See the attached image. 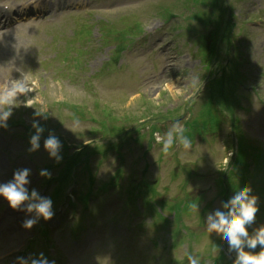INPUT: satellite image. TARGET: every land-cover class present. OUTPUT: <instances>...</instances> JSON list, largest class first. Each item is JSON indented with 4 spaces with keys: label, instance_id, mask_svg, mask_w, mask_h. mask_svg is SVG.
<instances>
[{
    "label": "rangeland",
    "instance_id": "obj_1",
    "mask_svg": "<svg viewBox=\"0 0 264 264\" xmlns=\"http://www.w3.org/2000/svg\"><path fill=\"white\" fill-rule=\"evenodd\" d=\"M185 1L0 0V4H9L14 10L17 6L20 9L19 3L29 7V2L35 3L31 6L33 11L42 6L49 9L43 13L48 15L44 18L20 20L3 27L0 32V86L10 87L23 82L32 90L17 97L7 127L0 128V183L10 180L14 170L29 168V189L34 188L44 197L38 188L42 178L39 172L44 169L52 172L65 160L62 156L57 163L43 148L48 130L59 140L76 142L80 148L86 144L91 148L112 147L123 142L130 130L165 116L185 113L189 106H194L192 112L196 114L201 102L197 100V93L203 86L205 72L200 66L195 40L188 41L181 27L192 30L191 34L197 35L200 40H205L206 36V41L210 43L209 29L218 24L219 18L226 20L230 16L233 29L227 37L231 47L236 45L239 36L241 46L245 42L247 55L243 70L248 90L237 88L238 92L235 93L237 96L240 94V104L243 106H248L251 101H264V0H195L187 9L184 8ZM163 9L168 12L173 10L179 16L170 23L168 32L162 30L164 21L160 19V13ZM224 9L230 13L225 12L222 18L221 11ZM52 12H55L53 16H49ZM80 12L94 14L85 16L81 13L77 16ZM71 16L74 17L69 19ZM117 20L126 26L133 23L140 25L141 30L133 41L144 35L136 40L132 49L113 42L104 31L105 28L113 29ZM177 34L181 43L172 45L171 37ZM143 40L147 43L140 46ZM149 47L156 51L150 53ZM222 47L218 46L219 49ZM219 68L220 62L213 67L214 74ZM256 69L261 70L258 75ZM195 100L198 104H195ZM37 112L41 114L36 115ZM33 120L42 124L45 132L41 137V148L29 153L28 140L34 131L31 129ZM74 122L78 124L74 126ZM57 125L59 127L51 129ZM170 126V123H160L159 133L163 134ZM242 131L246 138L253 139L246 125ZM144 141L147 143L149 137L146 136ZM133 142L131 139L130 143ZM145 143L142 147L134 145L131 151L124 153L125 160L121 162L123 179L110 194V197L119 200L115 206L119 214L113 217V222L122 229L131 223L135 227L137 222L134 215H129L124 208L131 206L124 194L128 174L129 183L134 187L132 192L138 194L139 203L150 202L152 193L150 195L148 189L153 182L156 184V196L160 198L163 194L166 196L165 203L172 204L184 199L185 195L199 191L185 189L182 183L186 175L184 168L207 160V173L213 176L214 168L223 169L230 155L226 146L210 140L197 142L198 146L193 150L182 149L175 155L179 148L176 146L162 155L161 145L155 143L154 139L146 160L141 161ZM175 156L179 161L174 159ZM96 164L97 161L92 162L93 171L97 170L94 191L109 179L119 161L113 160L106 169L97 168ZM172 171L174 177L178 175L176 178L172 177ZM64 173L65 169L61 166L49 181L63 178ZM196 188L190 183L188 190ZM105 204L109 205L108 199ZM22 214L11 209L7 201L0 198V258L20 241L27 239L28 242L33 237L32 229L22 227L24 220L17 221ZM94 214L96 212L91 216ZM109 222L106 217L105 223ZM145 222L155 223L153 218ZM71 224L72 220L51 233L54 243L66 242V232ZM155 228L165 234L163 226L155 223ZM124 234H119L117 228H108L99 236V232L88 225L80 240L64 250L61 264H152L149 260L152 246L149 247L148 237L132 236L131 231L127 237L131 252L136 253L123 260ZM205 236L204 232L196 234L198 238ZM169 239L173 238L168 236L166 240ZM188 243L189 239L180 244L173 254V257L183 259V264H188L181 253ZM199 243L192 244L195 255L200 253ZM12 261V264H17Z\"/></svg>",
    "mask_w": 264,
    "mask_h": 264
},
{
    "label": "clouds",
    "instance_id": "obj_2",
    "mask_svg": "<svg viewBox=\"0 0 264 264\" xmlns=\"http://www.w3.org/2000/svg\"><path fill=\"white\" fill-rule=\"evenodd\" d=\"M31 88L23 82L14 83L12 86H0V128L7 127V121L12 114V106L17 102V97L31 92ZM41 113H36L39 115ZM46 118V117H45ZM78 122H74L76 126ZM31 129L34 130L29 137V153L41 148V137L45 127L38 121L33 120ZM155 143L161 145V151L165 154L178 145L184 150L192 147V141L185 135L184 127L179 123H173L163 134H154ZM43 148L50 158L57 163L62 160V144L59 138L49 131L43 141ZM29 168L16 169L12 178L7 182L0 183V198L7 201L9 207L16 211L24 212L26 219L23 221L24 229H31L42 218L50 220L54 215L52 199L42 197L33 188L29 189ZM41 177L51 179V174L44 169L39 172ZM257 196L252 194V189L247 184H237L232 188L218 208L206 214L205 226L208 233H222L226 238L229 252L235 253L232 264H264V226L249 233V226L255 220L258 211ZM198 211L197 205L194 206ZM259 246L260 250L254 251ZM188 264H200V258L192 253H186ZM17 264H54L43 253L34 257H17Z\"/></svg>",
    "mask_w": 264,
    "mask_h": 264
}]
</instances>
